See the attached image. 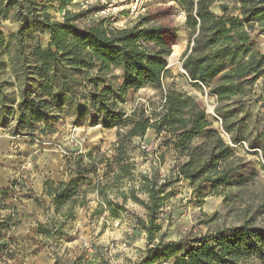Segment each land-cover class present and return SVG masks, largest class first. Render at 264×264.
Wrapping results in <instances>:
<instances>
[{"label":"trees","instance_id":"trees-1","mask_svg":"<svg viewBox=\"0 0 264 264\" xmlns=\"http://www.w3.org/2000/svg\"><path fill=\"white\" fill-rule=\"evenodd\" d=\"M72 1H48L60 3L63 16L56 20L48 11L51 6L37 0H0V18L11 14L19 22L8 37L0 31V123L17 106L15 131L40 122L50 127L54 115L68 101H75L92 108L106 127L118 129L110 157L100 149L79 153L68 181L44 182L43 193L56 210L75 202L84 205V197H79L96 191L103 200L98 209L106 205L110 215L119 216L125 206L107 198L113 191L123 202L130 197L144 206L147 220L138 218V225L153 242L168 188L178 184L180 177L159 178L156 165V172L135 178L129 153L133 140L145 139L149 130L159 139L163 164L165 154L174 152L178 164L173 169L190 185L198 202L217 194L227 202L233 190H238L234 197H240L255 180L254 174L240 173L234 145L248 142L250 150L258 149L264 158V107L251 121L245 106L252 87L264 77V53L254 42L257 31L264 33V0H235L233 7L221 0H177L186 15L189 39L181 58L185 80L193 87L209 88L217 100L215 118L230 142L191 94L165 85L178 37L174 27L149 24L147 16L124 27L106 19L81 27L77 21L92 9L65 10ZM216 4L219 13L212 9ZM43 33L49 35L45 44L39 37ZM118 69L122 83L115 87L108 75ZM15 84L18 94L6 91ZM147 87L160 93L157 107L138 102L127 111L120 106L127 91ZM138 192L147 199L138 198ZM252 202L243 210L241 224L178 241L160 237L135 264H155L177 255L176 264H264V187Z\"/></svg>","mask_w":264,"mask_h":264},{"label":"rangeland","instance_id":"rangeland-1","mask_svg":"<svg viewBox=\"0 0 264 264\" xmlns=\"http://www.w3.org/2000/svg\"><path fill=\"white\" fill-rule=\"evenodd\" d=\"M48 1L37 0L42 5L51 6L48 11L52 17L62 20L60 3ZM221 2L230 7L236 3L235 0ZM64 9L80 11L73 1ZM212 9L219 13V4ZM181 11L177 0H151L144 15L149 17V24H165L176 29L178 37L175 44H180L181 52L176 59L171 55L170 62L168 60L170 74L165 84L182 89L187 87L188 93L206 110L214 128L220 131L226 142H230L221 121L215 118L217 100L210 94L209 88H196L185 80L180 62L188 44V31L185 26L186 18L181 16ZM119 19L114 26L129 24L123 22V18ZM99 20L91 10L77 24L84 27ZM18 27L19 22L11 14L6 19L0 18V31L6 37L16 32ZM39 37L44 44L49 39L47 33ZM254 42L255 48L264 53V33L257 31ZM10 69L8 65V75ZM95 73L96 71L91 72ZM11 77L15 79L13 73ZM108 80L115 87L121 85V72L112 71ZM263 87L264 77L252 87L250 99L245 103L252 116L251 121L264 107ZM16 89L15 84L7 87L6 91L17 93ZM123 98L124 102L120 106L127 111L144 101L155 108L159 105L160 93L151 88L135 93L129 90ZM82 102L81 99L80 103ZM54 116L50 127L46 122H40L15 131L18 117V108L15 106V111L0 123V264H135L160 237L165 242L178 241L184 237L205 235L217 228L241 224L243 210L253 203L255 194L264 187V158L261 152L258 149L250 150L248 142L245 145H234L235 153L240 158L236 163L242 167L240 173L254 174V183L249 184L240 197H234L238 190H233L227 202L223 194L209 195L198 202L186 182L170 186L169 196L166 197L157 220L160 229L155 233L153 242L149 243L146 230L138 225V218L147 220V211L130 197L123 202L113 191L107 193V198L111 201L125 206L119 216H112L106 205H103L102 211L98 209L103 200L96 191L86 192L85 196L79 197H84V205L75 202L60 210H56L50 197L43 193L45 181L57 183L70 179L73 159L77 154L100 149L102 152L107 151L106 156L110 157L111 147L118 133L117 127H106L103 118L98 117L92 108L80 107L75 101H68ZM258 122H261L260 118ZM148 138L134 139L129 153L136 179L141 174L151 175L157 171L154 152L150 148L156 142L155 135ZM177 164L174 152H167L164 164L159 168V178L167 171L174 170ZM88 185L89 182L85 183L82 189ZM137 197L147 199L143 192H138ZM177 258L179 255L161 259L155 264H176Z\"/></svg>","mask_w":264,"mask_h":264},{"label":"built area","instance_id":"built-area-1","mask_svg":"<svg viewBox=\"0 0 264 264\" xmlns=\"http://www.w3.org/2000/svg\"><path fill=\"white\" fill-rule=\"evenodd\" d=\"M150 1L151 0H73V3L80 10L92 9L95 16L100 19H106L115 25L119 22V18H123L122 21L125 23H131L144 16ZM181 16L186 17L183 10L181 11ZM122 27H124V25ZM143 103H146V101ZM212 112H214L213 107ZM155 140L156 142L154 146H151L150 148L154 152L156 165L161 169L163 163L161 162L160 154L158 152L159 139ZM243 144L245 145L246 143L243 142ZM147 148H149V146H147ZM170 174H179L180 181L178 184L183 185L185 183L182 175L175 170L167 171V173L162 176L164 177Z\"/></svg>","mask_w":264,"mask_h":264},{"label":"crops","instance_id":"crops-1","mask_svg":"<svg viewBox=\"0 0 264 264\" xmlns=\"http://www.w3.org/2000/svg\"><path fill=\"white\" fill-rule=\"evenodd\" d=\"M185 26H186V24H185ZM186 29H187V28H186ZM188 42H189V39H188ZM187 46H188V44H187ZM187 46H186L185 50L187 49ZM185 50H184V51H185ZM180 65H181V62H180ZM168 68H169V65H168ZM116 71L119 72L120 70L118 69V70H116ZM166 81H167V78H166ZM166 84H167V86H168V83H166ZM166 84H165V85H166ZM145 89H149V87H147V88H143V89H141V90H145ZM184 89H185L187 92H189V89H188L187 87H185ZM133 92L135 93V92H137V91L133 90ZM151 135H154V132H153L152 130H149L148 133H147V135H146V137H145V139H149L148 137L151 136Z\"/></svg>","mask_w":264,"mask_h":264},{"label":"bare ground","instance_id":"bare-ground-1","mask_svg":"<svg viewBox=\"0 0 264 264\" xmlns=\"http://www.w3.org/2000/svg\"><path fill=\"white\" fill-rule=\"evenodd\" d=\"M173 49H174V52H173L172 56L174 57V59H176L177 56H178V54L181 52V46H180V44H178V43L175 44L173 46Z\"/></svg>","mask_w":264,"mask_h":264}]
</instances>
